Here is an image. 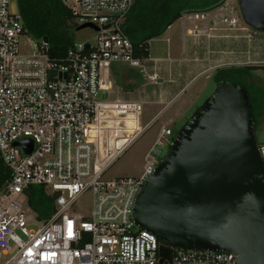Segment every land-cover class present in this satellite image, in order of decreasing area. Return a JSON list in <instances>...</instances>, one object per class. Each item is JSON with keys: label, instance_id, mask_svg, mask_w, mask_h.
Returning a JSON list of instances; mask_svg holds the SVG:
<instances>
[{"label": "built area", "instance_id": "2783aa9c", "mask_svg": "<svg viewBox=\"0 0 264 264\" xmlns=\"http://www.w3.org/2000/svg\"><path fill=\"white\" fill-rule=\"evenodd\" d=\"M63 1L80 24L97 25L98 35L94 42L75 41L64 57H52L47 41L27 33L18 5L0 0V151L13 172L0 189V264H238L233 251L176 247L161 261L163 242L140 228L133 211L175 138L173 128H161L139 173L105 174L153 122L142 123L141 101L109 97L112 65L127 63L153 84L164 79L151 66L156 59L135 55L122 29V16L134 0ZM186 17L190 36L223 29L250 36L254 29L243 18L240 0ZM256 62L264 75V61ZM22 138L32 139L31 152L15 144ZM120 138L127 139L121 147ZM259 150L264 159V141ZM31 185L55 194V211L46 220L29 205ZM88 189L93 209L83 214L75 203Z\"/></svg>", "mask_w": 264, "mask_h": 264}, {"label": "water", "instance_id": "95a60500", "mask_svg": "<svg viewBox=\"0 0 264 264\" xmlns=\"http://www.w3.org/2000/svg\"><path fill=\"white\" fill-rule=\"evenodd\" d=\"M224 1L184 14L208 12ZM240 7L246 23L264 31V0H240ZM87 26L99 29L91 22L76 29ZM254 122L249 90L221 80L179 128L133 211L140 228L163 242L161 261L176 247L229 250L237 253L238 264H264V159ZM126 141L120 138L118 146ZM15 144L33 150L30 138ZM12 173L0 151V189Z\"/></svg>", "mask_w": 264, "mask_h": 264}, {"label": "trees", "instance_id": "16d2710c", "mask_svg": "<svg viewBox=\"0 0 264 264\" xmlns=\"http://www.w3.org/2000/svg\"><path fill=\"white\" fill-rule=\"evenodd\" d=\"M16 1L27 33L37 41H47L48 52L52 57H64L75 42V29L78 25L69 6L63 0ZM218 1L134 0L122 16V29L133 42L135 55L148 57L150 40L162 35L185 10L205 8ZM260 68V65H230L218 68L212 76L216 84L227 80L244 85L249 90L255 117L258 102L249 79ZM138 77L142 79L141 72ZM26 194L29 205L40 219H48L55 211V194L49 193L43 186L31 185Z\"/></svg>", "mask_w": 264, "mask_h": 264}, {"label": "crops", "instance_id": "0c3cea01", "mask_svg": "<svg viewBox=\"0 0 264 264\" xmlns=\"http://www.w3.org/2000/svg\"><path fill=\"white\" fill-rule=\"evenodd\" d=\"M184 16H189V14H183L179 19H184ZM183 21L180 32L165 36V31L162 35L150 40L149 57L156 59V64L152 61L151 66L156 65L160 69L164 79L162 84L166 82L164 92H162L164 87L162 85L159 87L160 94L154 98L151 97L154 95L153 91H156L154 85L160 86V84L150 83L143 74L140 79L138 73L141 71L127 63H115L109 72V77L112 80L109 97L112 95V89L115 88L118 92L116 97L123 100L141 101L144 111L149 116L145 122L154 121L157 115L164 111L169 112L168 118L170 119L183 115L199 92L203 80L211 79L218 68L235 65V61L232 60L233 52L228 49V44H226L231 34L222 33L220 30L221 32L212 31L211 35L206 33L199 36L186 35L184 29L186 22ZM164 36L166 37L164 40L167 42L166 49L164 47L161 49L157 45L156 52L151 53L152 43ZM250 47L252 48L247 49L245 55L249 56L253 63L245 62L244 64L255 65L260 64L256 61H264V51L261 53L257 51L255 43H251ZM241 51L243 52V49L238 51L237 55H240ZM113 74L119 75L122 81L121 86L115 84ZM144 78L151 84L148 88ZM166 125H169L168 121L163 122L161 128Z\"/></svg>", "mask_w": 264, "mask_h": 264}, {"label": "rangeland", "instance_id": "374dc122", "mask_svg": "<svg viewBox=\"0 0 264 264\" xmlns=\"http://www.w3.org/2000/svg\"><path fill=\"white\" fill-rule=\"evenodd\" d=\"M184 19H177L173 24L168 27V29L165 32V36L174 34L175 32H180L181 26H182V21L187 18L186 16L183 17ZM74 20L77 22L79 25L80 23L78 22L77 18H74ZM186 23L189 24V21L185 20ZM184 22V21H183ZM220 31V30H219ZM222 33L227 32L231 34L229 36V41L228 43V49L232 50L233 56L232 60L235 61V65H245V62L248 63H253V61L250 60L249 56H246L247 54V49H251V43H255L257 46V51L260 53L264 51V31H257L254 32V29H252V34L250 36H245L243 34H247L248 32L246 30L241 31V30H234V29H223L221 30ZM220 31V32H221ZM242 34V35H241ZM96 35H98V32L96 29L93 27L87 26L81 29H75V41H88V42H94ZM221 36V34H219ZM162 37L161 39L157 40L156 42H153L151 45V53L156 52V47L157 45L159 48L164 47L166 49L167 47V42L164 40L166 37ZM214 38V37H212ZM252 40V41H251ZM219 42V41H218ZM216 42V43H218ZM225 44V45H226ZM240 55L238 54V51L242 50ZM246 52H245V51ZM250 65V64H249ZM254 65V64H253ZM259 65V64H255ZM257 74L254 75L252 78L249 79V84L252 87L253 94L256 96V101L258 102L257 108L255 110L256 114V119L258 124L260 125V128L257 131L259 141L262 142L264 141V75L262 74L261 69L256 70ZM114 78L115 84H118L121 86L122 81L120 80V77L118 74H113L112 76ZM147 88L149 85H151L145 78L143 79ZM164 82V81H163ZM203 84L200 87L199 92L197 93L196 97L194 100L189 104L188 108L185 110V113L175 119H170L169 117V112L164 111L162 113H159L155 120L151 123L150 127L145 130V132L137 138L135 141L130 143L127 146V149L124 151L123 154H121L108 168L106 171V176L108 177H113L117 175H125V174H137L139 173L144 166L145 163V154L155 138L157 137L159 131L161 130V125L163 122L168 121L169 125L173 128V134L174 137L176 136L179 128L189 119V117L197 110L198 107L201 106V104L204 102V100L211 96L216 88V82L211 78V79H205L202 81ZM164 85L162 88V92H164V89L166 87V82L161 83L160 86L157 85L154 87L156 88V91L154 95L151 97H156L157 94H160L159 87ZM153 87V90H154ZM150 89V88H149ZM149 91V90H148ZM152 91V90H151ZM118 92L116 89H112V95L111 99L118 98L116 97ZM137 99V98H136ZM135 100V99H134ZM149 118L148 114L146 111H144L143 108V114H142V123H144L147 119ZM131 119V118H130ZM168 119V120H167ZM128 126H131L132 122L131 120H128L127 122ZM170 147L166 146L164 148V152L162 155V158L167 154L168 150ZM23 201H27V198L25 196H22ZM93 191L92 189L86 190L76 201L75 206L76 208L83 214H90L93 209ZM31 227H37L36 224H31Z\"/></svg>", "mask_w": 264, "mask_h": 264}, {"label": "flooded vegetation", "instance_id": "af4514ba", "mask_svg": "<svg viewBox=\"0 0 264 264\" xmlns=\"http://www.w3.org/2000/svg\"><path fill=\"white\" fill-rule=\"evenodd\" d=\"M254 127H255L256 132L260 128V125L258 124L256 117H255Z\"/></svg>", "mask_w": 264, "mask_h": 264}]
</instances>
